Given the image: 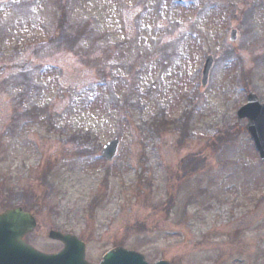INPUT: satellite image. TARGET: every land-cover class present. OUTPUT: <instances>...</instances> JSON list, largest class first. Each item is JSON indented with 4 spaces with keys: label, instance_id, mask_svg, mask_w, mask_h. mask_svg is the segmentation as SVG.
<instances>
[{
    "label": "rangeland",
    "instance_id": "374dc122",
    "mask_svg": "<svg viewBox=\"0 0 264 264\" xmlns=\"http://www.w3.org/2000/svg\"><path fill=\"white\" fill-rule=\"evenodd\" d=\"M249 93L264 102V0H0V214L34 215L44 254L63 249L49 232L78 237L92 264L117 246L150 264H264V164L237 118ZM76 132L96 138L84 156Z\"/></svg>",
    "mask_w": 264,
    "mask_h": 264
},
{
    "label": "water",
    "instance_id": "95a60500",
    "mask_svg": "<svg viewBox=\"0 0 264 264\" xmlns=\"http://www.w3.org/2000/svg\"><path fill=\"white\" fill-rule=\"evenodd\" d=\"M184 2L186 0H176ZM237 32H232L231 41H236ZM213 57H208L203 71L202 85L207 86L210 71L213 67ZM239 120H247L246 130L254 142L255 148L264 163V104L256 94L248 96L247 105L237 112ZM120 141L114 140L102 150V156L108 162H113L119 152ZM37 227L35 218L21 208L6 210L0 214V264H90L86 261V246L72 235H63L52 231L50 239L64 245V249L54 255L37 251L25 241V237L34 232ZM100 264H149L143 255L116 248L108 252ZM157 264H170L161 261Z\"/></svg>",
    "mask_w": 264,
    "mask_h": 264
},
{
    "label": "trees",
    "instance_id": "16d2710c",
    "mask_svg": "<svg viewBox=\"0 0 264 264\" xmlns=\"http://www.w3.org/2000/svg\"><path fill=\"white\" fill-rule=\"evenodd\" d=\"M64 12L66 11L65 7H62L61 8ZM64 14V13H63ZM64 26H61V28H63ZM68 37V38H67ZM77 37L73 36V35H67L66 34V31H62L61 35L59 36V30L57 31V33L54 35L53 37V41H57L58 44H61L65 47H68V44L70 43V41H73L75 42L76 40H72V39H76ZM189 114L191 113H187L184 115V121H181L178 122V123H175L173 122L172 123V127L175 126V131L178 132L179 136H180V144L186 140V138H191V131H190V117L188 116ZM163 120V121H161ZM161 120H157V122L155 124H153L151 126V128L153 129L152 132H154L155 130V127H159L158 126V123H161V127L162 128H165L169 125V123L165 122L167 121L166 119H161ZM161 121V122H159ZM159 132L161 133V130H158L157 131V134H159ZM156 134V133H155ZM237 135H240V132H236V133H225V137L224 138H220L218 139V141L220 142V144L222 146H224L225 144H229L231 143ZM222 136V134H221ZM68 138V142L75 145L76 148L74 149L75 151V154L77 155H81V156H84L86 155L87 153L90 152V150H84L83 147L85 146H88L90 143H92L93 141H96V138L94 137L93 133L92 132H86V133H80V132H76V133H73L69 136H67ZM217 138V137H216ZM215 145V144H213ZM201 166V162L199 160H194V161H188L187 164H186V169L185 170L187 173L186 174H192V173H195ZM107 175V178L109 176V173L105 174ZM107 182V180H105Z\"/></svg>",
    "mask_w": 264,
    "mask_h": 264
}]
</instances>
